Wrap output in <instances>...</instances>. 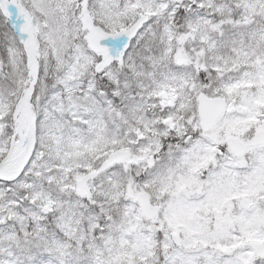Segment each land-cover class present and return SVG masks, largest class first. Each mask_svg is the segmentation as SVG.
Listing matches in <instances>:
<instances>
[{"label": "snow or ice", "instance_id": "snow-or-ice-1", "mask_svg": "<svg viewBox=\"0 0 264 264\" xmlns=\"http://www.w3.org/2000/svg\"><path fill=\"white\" fill-rule=\"evenodd\" d=\"M0 264H264V0H0Z\"/></svg>", "mask_w": 264, "mask_h": 264}]
</instances>
